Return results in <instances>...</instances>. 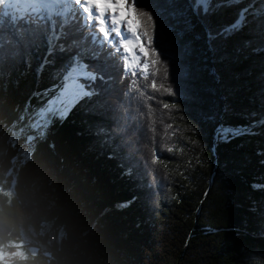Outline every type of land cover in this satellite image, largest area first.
I'll list each match as a JSON object with an SVG mask.
<instances>
[{"label": "trees", "instance_id": "16d2710c", "mask_svg": "<svg viewBox=\"0 0 264 264\" xmlns=\"http://www.w3.org/2000/svg\"><path fill=\"white\" fill-rule=\"evenodd\" d=\"M237 11L219 9L209 18L211 26L230 24ZM193 24L182 41L190 51L180 64L193 99L187 107L154 92L151 76L125 73L120 62L111 74L116 83L97 81L102 95L95 103L54 121L46 139L20 130L43 100L32 93L57 82L52 69L37 71L45 50L28 54L27 67L5 65L0 251L17 246L23 253L12 260L0 255V264H264V155H258L264 153V126L253 128L256 135L215 140L220 114L232 127L264 116V52L237 57L241 33L221 41L214 56L195 18ZM77 39L86 55L98 51L91 41ZM171 76L170 66V84ZM164 103L179 109H165ZM17 115L26 118L17 121ZM149 181L154 191L141 187ZM133 197L131 207L117 210Z\"/></svg>", "mask_w": 264, "mask_h": 264}, {"label": "snow or ice", "instance_id": "6c2138e0", "mask_svg": "<svg viewBox=\"0 0 264 264\" xmlns=\"http://www.w3.org/2000/svg\"><path fill=\"white\" fill-rule=\"evenodd\" d=\"M229 6L238 7L236 18L219 29L213 28L209 18ZM193 18L203 28L207 50L214 56L221 41L241 33L245 39L242 48L236 49L237 57L247 59L249 53L264 52V0H0V80L4 79L6 64L27 67L28 54L34 56L42 47L46 55L37 71L45 67L52 69V79L57 81L43 92L32 93L33 97H43V100L39 108L31 109L27 125L20 130L32 133L34 140L46 139L54 121L65 120L80 105L95 103L102 95L96 87L97 81L101 85L116 83L111 74L120 70V62L125 73L130 72L133 77L139 74L145 79L151 76L154 92L166 93L183 101L187 107L193 99L188 94L180 64L181 57L190 51L182 41L186 33L195 28ZM78 37L85 43L91 41L98 51L86 55ZM225 58L221 56L220 60ZM58 60L60 67H57ZM82 60L89 63L82 64ZM170 66L171 84L168 83ZM211 74L215 76V68L211 69ZM157 79L161 81L159 85ZM260 79V96L264 98V71ZM135 84L134 79L132 85ZM3 91L0 88V107L8 103ZM163 107L179 109L176 103H164ZM12 110L19 111L15 107ZM88 114L96 113L89 109ZM25 118L24 115L16 117L17 121ZM218 118L221 121L215 128L218 142L256 135L253 128L264 126V116L251 125L236 127L226 126L222 114ZM152 160L157 161L156 154ZM141 187L150 192L155 190L151 181ZM136 199L133 197L115 207L124 210Z\"/></svg>", "mask_w": 264, "mask_h": 264}, {"label": "rangeland", "instance_id": "374dc122", "mask_svg": "<svg viewBox=\"0 0 264 264\" xmlns=\"http://www.w3.org/2000/svg\"><path fill=\"white\" fill-rule=\"evenodd\" d=\"M34 248V247H32ZM10 250H1L0 251V255L2 258L6 259V260H12L13 258L19 256L20 254H22V250H20V247L14 246L12 248H10Z\"/></svg>", "mask_w": 264, "mask_h": 264}, {"label": "water", "instance_id": "95a60500", "mask_svg": "<svg viewBox=\"0 0 264 264\" xmlns=\"http://www.w3.org/2000/svg\"><path fill=\"white\" fill-rule=\"evenodd\" d=\"M28 245H29V246H34V247L37 249V253H38V254H40V255H44V256L47 257V255H45V254L42 252L40 246H38V245H32V244H28ZM48 259L51 260L52 258H51L50 256H48Z\"/></svg>", "mask_w": 264, "mask_h": 264}]
</instances>
